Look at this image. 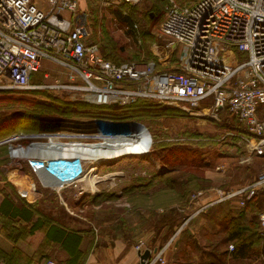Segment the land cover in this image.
I'll return each mask as SVG.
<instances>
[{"label": "rangeland", "instance_id": "obj_1", "mask_svg": "<svg viewBox=\"0 0 264 264\" xmlns=\"http://www.w3.org/2000/svg\"><path fill=\"white\" fill-rule=\"evenodd\" d=\"M194 1L176 0L179 5ZM167 3L168 0H139L108 5L83 0L82 7L87 10L91 39L109 58L154 60L163 69L179 65L183 49H168L167 39L159 32ZM45 72L49 78L44 77ZM39 73L32 83L47 87L32 88L15 96L0 91V118L36 115L42 121L41 129L96 126L104 133L93 135L94 142L111 145L105 147V154L96 152L92 156L95 161L89 163L82 180L61 190L43 188L39 173L33 172L26 162H13L7 147L0 146V198L7 196L11 202L31 207L45 222L88 232L85 249L89 253L103 246L108 237L112 241L119 234L131 237L134 233L138 238L135 249L144 242L142 253L146 249L161 251L166 264L220 263L216 249L212 252L213 246L208 245L221 237L213 235L209 218L235 210V197L219 202L216 212L211 210L207 216L202 212L204 206H199L213 201L216 189L231 193L244 187L264 168V157L250 152L242 125L227 110L215 120L148 100L126 106L76 104L70 102L68 92L51 85L57 79L70 82L67 69L44 59ZM63 104L72 105L73 113L88 111L104 121L95 122L85 116L65 118L60 109ZM114 122L122 126L113 125ZM204 198L206 202L201 201ZM236 199L239 201L240 197ZM262 204L247 215L250 220L256 216L253 218L261 238L264 228L259 224L258 208ZM200 225L207 228L205 236L202 231L199 235ZM184 227L190 233H198L201 248L206 250L189 244ZM258 240L256 247L261 252L264 240ZM230 244L234 243L229 241L221 247L228 250ZM260 252L242 259H231L228 254L224 264H264V254Z\"/></svg>", "mask_w": 264, "mask_h": 264}, {"label": "built area", "instance_id": "obj_2", "mask_svg": "<svg viewBox=\"0 0 264 264\" xmlns=\"http://www.w3.org/2000/svg\"><path fill=\"white\" fill-rule=\"evenodd\" d=\"M82 1L0 0L1 90L47 87L33 84L32 77L49 59L69 71L70 82L57 79L51 85L68 92L70 102L126 106L148 100L215 120L227 110L245 129L250 152L264 157V0H196L186 5L168 0L159 32L168 49H183L179 65L163 69L154 60L107 59L91 39ZM95 1L110 5L139 0ZM44 77L49 78L48 72ZM102 133L96 126L19 131L0 139V146L7 147L13 162H26L39 173L43 188L61 190L85 177L95 161L90 156L96 144L92 137ZM215 192L207 206L234 197L244 206L261 192L258 220L264 228V168L244 187ZM143 245L137 251L142 253ZM150 252L144 264H166L161 251Z\"/></svg>", "mask_w": 264, "mask_h": 264}, {"label": "trees", "instance_id": "obj_3", "mask_svg": "<svg viewBox=\"0 0 264 264\" xmlns=\"http://www.w3.org/2000/svg\"><path fill=\"white\" fill-rule=\"evenodd\" d=\"M124 4H128V3H124ZM125 20H128L127 18ZM99 44V43H98ZM101 48V47H100ZM103 52V51H102ZM104 56L113 61V62H117V63H122L125 62L127 60H123V61H117V60H113L111 58L108 57L107 54H105L103 52ZM133 60V59H132ZM40 71V70H39ZM38 72H36L33 77L32 80H34L35 78H37L38 74H40ZM2 92H8L9 93H13L11 94V96H15V93H26L28 92V90H24V91H18V90H0ZM21 93V94H22ZM7 94V95H8ZM23 95V94H22ZM62 101V100H61ZM64 103V101H62ZM140 101H138L137 103H139ZM78 104V103H76ZM136 104V103H135ZM68 105L63 104L61 109L62 114L65 116V118H70V117H74V116H85V117H96V114H92L91 112L88 111H75L74 113L72 112V110L70 109V106L73 107L72 105H69L68 107H66ZM67 108V109H65ZM75 108V107H74ZM83 112V113H82ZM38 115V114H37ZM49 126V125H48ZM43 127L42 121L39 120V118L34 115V116H27V115H20L17 118H0V139L14 133V132H19V131H26V132H38V131H52V130H56V129H60V128H52V129H41ZM258 198V199H257ZM259 198H262V193L261 192H257L254 196H252L250 199H248V201L246 202V205L244 206L243 209L241 210H231L230 212H227L221 216L219 214L215 215L213 217L212 220H210L209 218V223H210V227L213 230V235L214 236H221L219 237V239H216L214 241H212V243L210 244L209 242V246L212 247V252L213 250H215V252H217V257L220 260V263L218 264H224V261L226 259V255L229 254V256L231 257V259H242V258H248L252 255L253 252H260V248L257 246L256 244L258 243V239H262L264 240V237L261 238L258 236V228H257V224L255 221L256 216L254 215L253 218L250 220V218L247 217V212H246V208L247 207H252V208H257L258 207V200H260ZM220 203H216L213 205H209L208 207H206L204 209V211H202L205 215L207 216V214L211 211V210H215L220 207ZM12 207L13 203L5 200L0 208V211L4 214H10L11 216L15 217L17 215L21 216L22 218H24L25 221H30L33 222V220L35 221L32 226L31 229H34L37 227L38 221L39 220H43L41 217L37 216L36 213L34 212V210L31 207H26L23 206L22 210H20V208H18L17 206L14 207V210L9 213V209H7L8 207ZM7 207V208H6ZM252 208L250 209V211L252 210ZM234 212V213H233ZM34 216L36 218H34ZM209 217V216H208ZM191 219V218H190ZM32 220V221H31ZM44 221V220H43ZM39 225V224H38ZM41 226V225H40ZM183 229H186L185 234L187 235L188 239H190L189 244H193L195 246V248H198L200 246V248L202 247L200 239H199V235H200V231H202L203 236H205L206 233V227H202L200 225V227L198 228L199 231V235H197L198 233H190L189 230L184 227ZM3 234L10 239L11 241H17L19 240V236L23 237V234H21V230L19 229H14L11 226H7L5 225L4 227V231ZM47 237L50 240L53 241H57L62 243V247L69 253V260L67 262V264H84V260L86 259L88 253H89V249H82L81 248V242H82V231L80 230H66L62 227H59V225H52L48 232H47ZM229 241H232L233 244V248L232 250H227V249H223L221 246L225 243H229ZM199 249V248H198ZM204 248H201V250H204ZM206 250V249H205ZM210 248L207 249V251L210 254ZM260 253L264 254V248L261 250ZM21 256V251L19 249H17L16 247L13 248L11 251H6L3 247L0 246V258L7 260L9 264H17L14 262H18ZM32 264V262L30 263ZM191 264V263H188Z\"/></svg>", "mask_w": 264, "mask_h": 264}, {"label": "crops", "instance_id": "obj_4", "mask_svg": "<svg viewBox=\"0 0 264 264\" xmlns=\"http://www.w3.org/2000/svg\"><path fill=\"white\" fill-rule=\"evenodd\" d=\"M11 183H13V181ZM15 186L18 190H20V187H18L17 185ZM215 197L216 194L214 198ZM236 198L237 197H235V201H234V203L236 204L235 209L239 211L241 209H240L239 201H236L238 200ZM259 199L260 200H258L257 202L259 205H261L263 203V200L262 198ZM5 200L9 201L7 196L0 198V208ZM201 201L206 202L207 198L201 199ZM247 201L248 199L246 200V202ZM12 203H13L12 207L11 206L8 208L6 207L7 209L10 208L8 210L9 213H11L14 210L15 206L20 208V210H22L23 206L28 207L27 205L22 206L16 202H12ZM207 205H208L207 202L203 203L202 206L200 204L199 208H202L203 206L205 208ZM251 208L252 207H247L246 212L248 213ZM260 209L261 208L259 206L258 211H260ZM0 217L5 218L0 220V246L3 247L8 252L15 247L21 251L20 259H18L19 261L18 262L16 261L14 263L30 264L31 262L35 263L37 261H46L48 259H53L57 262V264H67L70 258L69 253L62 247V243L50 240L47 237V232L52 225H59V227H62L66 230H70V229L78 230V229L72 227L68 228L64 225L55 222H45L43 220H39L38 221L39 225L37 224L36 228L31 229L32 224L36 220L35 221L33 220V222L25 221L24 218H22L19 215L13 217L10 214H4L1 211H0ZM34 218L36 217L34 216ZM5 225L6 227L11 226L14 229L21 230V234H23V237L19 236L20 237L19 240L11 241L3 234ZM130 235L131 234H128L127 236L125 234H119V236H117V239L112 241L111 239H108L109 237L106 238L107 239L105 241L106 243L103 246H99V247L97 246L94 248L93 251L89 253L87 261L84 264H141L139 252L134 247V244L137 243L136 241L138 240V238H136V235H134V233L133 236L130 237ZM88 236H89L88 232H82V242H81L82 249H85L86 239ZM0 264H9V263L7 260L0 258Z\"/></svg>", "mask_w": 264, "mask_h": 264}, {"label": "bare ground", "instance_id": "obj_5", "mask_svg": "<svg viewBox=\"0 0 264 264\" xmlns=\"http://www.w3.org/2000/svg\"><path fill=\"white\" fill-rule=\"evenodd\" d=\"M227 57V56H226ZM118 125V126H122V124H120V123H118V122H114L113 123V125ZM96 143V142H95ZM100 143H102V144H100ZM111 142H109V144H108V142H98L97 144H95V146L94 147H90V156L92 157L94 154H96V152H98V153H103V154H105V147H107V146H110L111 144H110ZM97 146H99L100 148H98ZM96 149H98V151H95ZM108 149V148H107ZM102 154V155H103ZM18 166V165H17Z\"/></svg>", "mask_w": 264, "mask_h": 264}, {"label": "water", "instance_id": "obj_6", "mask_svg": "<svg viewBox=\"0 0 264 264\" xmlns=\"http://www.w3.org/2000/svg\"><path fill=\"white\" fill-rule=\"evenodd\" d=\"M150 254H151L150 249H146L143 253L139 252L140 259H141V264L145 263V261L150 257Z\"/></svg>", "mask_w": 264, "mask_h": 264}]
</instances>
